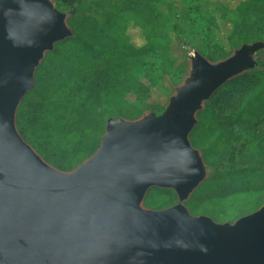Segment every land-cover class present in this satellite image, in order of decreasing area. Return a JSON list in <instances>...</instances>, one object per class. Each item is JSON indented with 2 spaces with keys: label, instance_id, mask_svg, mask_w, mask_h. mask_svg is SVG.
<instances>
[{
  "label": "water",
  "instance_id": "obj_1",
  "mask_svg": "<svg viewBox=\"0 0 264 264\" xmlns=\"http://www.w3.org/2000/svg\"><path fill=\"white\" fill-rule=\"evenodd\" d=\"M70 35L50 0H0V264H264V203L233 222L184 205L207 175L188 139L196 112L257 66L264 42L214 62L192 51L161 110L107 118L94 152L60 171L21 138L14 117L43 54ZM150 187L176 201L144 208Z\"/></svg>",
  "mask_w": 264,
  "mask_h": 264
},
{
  "label": "trees",
  "instance_id": "obj_2",
  "mask_svg": "<svg viewBox=\"0 0 264 264\" xmlns=\"http://www.w3.org/2000/svg\"><path fill=\"white\" fill-rule=\"evenodd\" d=\"M59 1L71 14L65 19L71 35L54 43L44 55L56 53L55 45L69 42L78 51L73 61L75 65L67 73H54L52 89L41 86L33 73L32 88L17 105L14 122L21 138L46 163L57 170L69 171L97 148L107 118L130 120L139 117L142 107H150L145 96L148 89L163 81L169 75L168 69H174L175 75L181 78L186 65L183 55L175 56L171 52L167 33H156L153 29L159 17L155 0H121L119 11L101 28L95 27L92 18H87L86 22L74 20V14L82 10L83 0ZM245 6L242 3L240 7ZM130 23L146 27L147 45L137 46L128 40L124 29ZM170 29H174V24ZM228 41L236 48L241 43L264 42V35L247 33L241 26ZM148 53L160 55L159 64L154 62V75L144 84L142 71ZM228 54L206 59L213 62ZM38 68L39 64L34 72ZM223 87H227L225 92ZM127 91L139 94L138 104L124 99ZM225 99L231 102L229 112L221 114L213 100L222 103ZM195 116L196 123L188 139L190 144L194 142L195 145H191L199 150L205 166L209 170L213 168L200 182L214 185L207 195L263 191L264 172L259 167L218 170L216 166L222 152L229 149V154L232 153L231 139H241L251 158L264 154V138L257 136L264 122V56L260 67L220 85ZM151 188L167 194V206L175 202L172 190Z\"/></svg>",
  "mask_w": 264,
  "mask_h": 264
},
{
  "label": "rangeland",
  "instance_id": "obj_3",
  "mask_svg": "<svg viewBox=\"0 0 264 264\" xmlns=\"http://www.w3.org/2000/svg\"><path fill=\"white\" fill-rule=\"evenodd\" d=\"M50 2L57 10L64 13L65 19L71 15L66 5L61 1L50 0ZM242 3L246 4L244 8L240 7ZM120 7L121 0H83L82 10L74 14L73 17L76 22H86L87 18H92L95 21V27L101 28L106 25L113 14L119 11ZM154 7L159 13L153 28L154 31L167 33L171 52L175 56L183 55L186 67L181 78L175 75L174 69H168L169 75L148 89L145 95L147 99H145L148 100L150 107H142V114L158 112L166 105L168 97L174 93V87L187 73L188 55L192 51H197L207 59L208 56L216 58L222 53L230 54L234 48L228 38H233L236 30L241 26L247 30V33L264 35V0H155ZM172 24H174L173 30L170 29ZM124 34L131 43L137 46L148 44L146 27L143 25L130 23L126 25ZM55 46L57 52L43 54L38 63L39 68L34 72L39 84L48 89H52L54 73H67L75 65L73 61L78 54V51L69 42L59 43ZM159 56L156 53H148L145 56L142 83L147 84L152 79L155 72L154 62L159 64ZM263 56L262 50L256 52L254 59L257 66L255 68L260 67ZM226 89L227 87H223L224 92ZM124 99L135 104L140 101L139 94L133 91H127ZM230 103L226 99L222 103L213 100V105L218 108L221 114L229 112L228 105ZM257 136L264 138V122L260 125ZM241 142V139L230 140L232 153L229 154V149L222 152L216 169L257 166L264 172V154L249 157L248 147L242 145ZM191 144L195 145L194 142ZM211 170L213 168L210 170L207 168V175ZM213 188L215 187L212 183L202 182L193 190L184 203L189 214H203L214 222H233L236 218L254 211L264 203V197H260L264 196V190L208 196L207 194ZM167 202L166 193L150 187L144 194L142 206L159 209L167 206Z\"/></svg>",
  "mask_w": 264,
  "mask_h": 264
}]
</instances>
